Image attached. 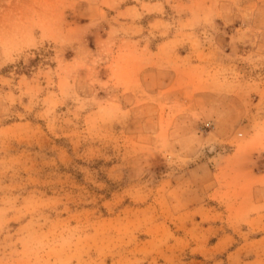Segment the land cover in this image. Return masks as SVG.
<instances>
[{
    "label": "rangeland",
    "instance_id": "374dc122",
    "mask_svg": "<svg viewBox=\"0 0 264 264\" xmlns=\"http://www.w3.org/2000/svg\"><path fill=\"white\" fill-rule=\"evenodd\" d=\"M0 264H264V0H0Z\"/></svg>",
    "mask_w": 264,
    "mask_h": 264
}]
</instances>
